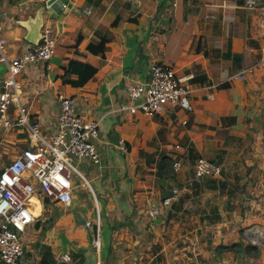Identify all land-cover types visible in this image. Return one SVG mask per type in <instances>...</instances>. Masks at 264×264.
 I'll list each match as a JSON object with an SVG mask.
<instances>
[{
  "label": "crops",
  "instance_id": "0c3cea01",
  "mask_svg": "<svg viewBox=\"0 0 264 264\" xmlns=\"http://www.w3.org/2000/svg\"><path fill=\"white\" fill-rule=\"evenodd\" d=\"M47 1L0 0L9 60L31 46L23 23ZM245 4L68 0L67 8L46 11L43 28L57 41L52 69L27 64L20 101L50 136L58 131V96L74 98L77 113L99 124V163H78L87 185L75 177L70 204L34 200L39 215L24 237L26 264H264V245L247 235L264 229V0L257 11ZM102 42L104 55H93L89 46ZM71 61L95 67V77L83 87L65 84ZM153 63L190 78L192 111L169 104L154 117L121 112L128 86L147 81ZM7 71L0 63V93ZM4 136L13 153L32 143L19 127ZM199 157L221 167L220 176L196 182ZM173 190L178 198L162 206ZM153 209L161 215L152 217Z\"/></svg>",
  "mask_w": 264,
  "mask_h": 264
},
{
  "label": "built area",
  "instance_id": "2783aa9c",
  "mask_svg": "<svg viewBox=\"0 0 264 264\" xmlns=\"http://www.w3.org/2000/svg\"><path fill=\"white\" fill-rule=\"evenodd\" d=\"M262 5L263 0H246L245 7L249 11H257ZM154 38L158 39L156 35ZM5 45L6 40L0 36V63L8 68L3 92L0 93V130L19 127L28 134L32 143L0 172V262L26 264L24 237L37 221L33 200L40 196L60 205L71 203L75 177H79L83 185H87L78 163L83 160L99 163L96 142L100 132L97 122L85 120L77 113L74 98L59 95L58 131L50 136L44 135L41 123L31 121L29 110L20 101L21 86L18 77L27 64L44 63L47 69H52L51 61L56 55L57 41L51 29L43 28L39 45L28 46L18 59L11 61L7 58ZM261 62L264 63V47ZM250 71L252 68L243 70L237 77L244 78ZM189 80V77H180L171 66L153 63L147 81L128 86L130 103L123 105L121 112L154 117L161 108L169 104L192 111L189 98L192 86ZM12 106L17 109L15 120L10 114ZM121 149L126 151L123 142ZM174 167L178 171L180 164L175 163ZM220 174L221 167L204 157L198 158L195 167L196 182L200 183L205 178L218 177ZM178 196L179 192L173 190L172 196L166 198L162 206L170 207ZM150 215L155 218L161 215V211L153 209ZM85 226L91 229L93 224L86 222ZM101 229V216L98 212L93 245L99 251L102 248Z\"/></svg>",
  "mask_w": 264,
  "mask_h": 264
},
{
  "label": "water",
  "instance_id": "95a60500",
  "mask_svg": "<svg viewBox=\"0 0 264 264\" xmlns=\"http://www.w3.org/2000/svg\"><path fill=\"white\" fill-rule=\"evenodd\" d=\"M68 0H48L44 6L38 11L35 18H29L23 25L27 29L25 40L31 46L39 45L42 38V28L44 26V14L46 11L52 13L55 10H62L63 6L67 4ZM160 222V220H159ZM248 237L255 238L259 245H264V229L254 227L247 232ZM90 241L93 238L90 236Z\"/></svg>",
  "mask_w": 264,
  "mask_h": 264
},
{
  "label": "trees",
  "instance_id": "16d2710c",
  "mask_svg": "<svg viewBox=\"0 0 264 264\" xmlns=\"http://www.w3.org/2000/svg\"><path fill=\"white\" fill-rule=\"evenodd\" d=\"M89 51L93 55H104L105 42H102L99 45H90ZM96 73L97 69L90 64L71 61L68 67L65 68V75L62 76V80L65 84H70L75 87H83L95 77ZM72 76L76 77L77 79H70L69 77ZM203 79L198 78L197 81H204Z\"/></svg>",
  "mask_w": 264,
  "mask_h": 264
},
{
  "label": "rangeland",
  "instance_id": "374dc122",
  "mask_svg": "<svg viewBox=\"0 0 264 264\" xmlns=\"http://www.w3.org/2000/svg\"><path fill=\"white\" fill-rule=\"evenodd\" d=\"M10 114H11V111H10ZM5 130H6L5 128H2L1 129L2 133L0 132V171L2 169H4L10 163V161L18 155V152L13 153V150H16V149H14V147L10 148V144H8L7 138L4 136ZM79 180H80V178H79ZM37 197L38 196L35 197V200H37V201H35V203H37L39 205L40 203H42V200H40ZM39 208H40V206H39ZM35 214H36V216L39 215V211H37V209L35 210Z\"/></svg>",
  "mask_w": 264,
  "mask_h": 264
},
{
  "label": "bare ground",
  "instance_id": "6f19581e",
  "mask_svg": "<svg viewBox=\"0 0 264 264\" xmlns=\"http://www.w3.org/2000/svg\"><path fill=\"white\" fill-rule=\"evenodd\" d=\"M35 200V199H34ZM34 200H33V202H34Z\"/></svg>",
  "mask_w": 264,
  "mask_h": 264
}]
</instances>
